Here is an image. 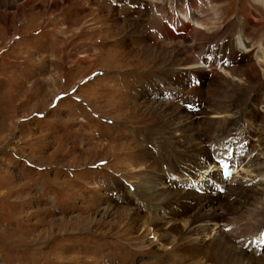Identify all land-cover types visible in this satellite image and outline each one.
<instances>
[{
    "label": "rangeland",
    "instance_id": "rangeland-1",
    "mask_svg": "<svg viewBox=\"0 0 264 264\" xmlns=\"http://www.w3.org/2000/svg\"><path fill=\"white\" fill-rule=\"evenodd\" d=\"M6 1L13 0H0V264H169L135 241L126 216L114 213L130 206L115 186L120 178L132 182L134 170L126 164L141 157L132 152L139 144L149 148L163 141V130L152 118L140 121L128 111L132 100L150 103L145 96L131 99L136 85L130 80L170 67L162 59L170 46L149 35L150 0H17L25 5L18 10H5ZM175 2L174 19L179 4L194 9L185 0ZM261 2L222 0L215 26L224 27L229 40L249 29L259 37L264 33ZM160 23L155 21V29ZM168 25L186 36L181 27ZM146 44L150 52H161L159 61L137 55ZM86 51L88 57L81 59ZM260 88L264 91V84ZM212 145L233 153L225 143ZM250 175L244 185L264 194L259 177ZM173 185L190 188L192 183L176 177ZM230 230L223 235L234 238ZM211 231L196 238L218 240L219 232ZM263 238L264 221L244 246L245 254L264 259Z\"/></svg>",
    "mask_w": 264,
    "mask_h": 264
},
{
    "label": "bare ground",
    "instance_id": "bare-ground-1",
    "mask_svg": "<svg viewBox=\"0 0 264 264\" xmlns=\"http://www.w3.org/2000/svg\"><path fill=\"white\" fill-rule=\"evenodd\" d=\"M185 1L194 9L179 4L177 19L172 15L175 0L149 1L154 15L149 35L170 46L162 58L170 67L130 80L136 85L131 99L133 95L135 99L145 96L150 103L137 105L132 100L128 111L140 121L152 118L154 127L163 130V141L149 148L139 144L132 152L141 153L138 162L134 159L126 164L134 170L132 182L120 178L115 186L130 206L117 207L114 213L126 216L136 231L135 241L158 251L169 264H264L263 257L244 252L264 221V194L252 192L243 183L245 176L255 172L260 188L264 185V91L259 89L264 84V33L256 37L255 30L249 29L235 41L224 38V27L219 29L214 22L222 0ZM255 2L262 4L261 0ZM22 6L17 0L3 3L5 10ZM156 20L161 22L157 29ZM168 23L181 27L186 36L171 32ZM140 36L147 41L146 36ZM147 46L142 45L137 55L155 63L161 52H150ZM129 50L136 55L133 46ZM81 53V59L88 57V51ZM132 69L129 72L134 73L136 69ZM123 74L128 77V72ZM150 75L154 76L151 81ZM254 89L258 93L250 92ZM169 96L176 101H167ZM216 142L233 147V153L228 147L226 158L232 161L234 175L225 181L215 172L220 166L214 162L218 151L211 145ZM141 160L144 167L136 174L135 168L143 166ZM176 177L192 185L175 187ZM209 178L217 186L210 188ZM241 199L246 200V206ZM224 228H231L235 237L223 235ZM211 230L219 232L218 240L196 238L209 236Z\"/></svg>",
    "mask_w": 264,
    "mask_h": 264
}]
</instances>
